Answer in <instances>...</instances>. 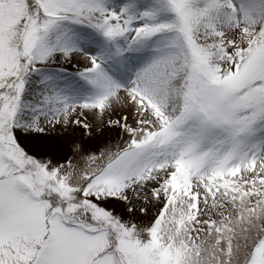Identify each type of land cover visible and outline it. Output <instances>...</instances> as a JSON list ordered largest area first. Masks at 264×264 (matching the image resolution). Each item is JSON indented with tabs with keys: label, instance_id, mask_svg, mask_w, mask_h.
I'll list each match as a JSON object with an SVG mask.
<instances>
[{
	"label": "snow or ice",
	"instance_id": "6c2138e0",
	"mask_svg": "<svg viewBox=\"0 0 264 264\" xmlns=\"http://www.w3.org/2000/svg\"><path fill=\"white\" fill-rule=\"evenodd\" d=\"M0 264H264V0H0Z\"/></svg>",
	"mask_w": 264,
	"mask_h": 264
}]
</instances>
